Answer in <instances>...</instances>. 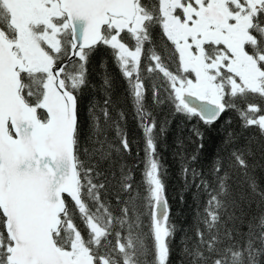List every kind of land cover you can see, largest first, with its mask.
<instances>
[{
	"label": "snow or ice",
	"instance_id": "obj_1",
	"mask_svg": "<svg viewBox=\"0 0 264 264\" xmlns=\"http://www.w3.org/2000/svg\"><path fill=\"white\" fill-rule=\"evenodd\" d=\"M224 4L228 25L247 34L243 60L205 39L213 0H0V264H173L176 226L159 150L170 120L158 118L161 108L195 121L190 132L199 142L190 158L181 157L178 198L191 191L199 205L201 190L207 197L203 211L197 207L192 248L191 237L181 240L184 258L264 264V191L248 171L259 166L249 163L251 142L229 153L227 169L217 157L211 182L192 166L204 147L200 126L223 121L231 129L229 112L241 132L228 131L226 144L253 128L264 137V0ZM100 50L120 70L142 147L128 138L107 72L102 99L92 95L84 104L97 91L90 63ZM134 144L135 163L127 165ZM228 169H239L261 198L258 215L245 212L254 197L233 195ZM73 174L76 193L57 196ZM55 205L57 220L42 223V209Z\"/></svg>",
	"mask_w": 264,
	"mask_h": 264
},
{
	"label": "trees",
	"instance_id": "obj_2",
	"mask_svg": "<svg viewBox=\"0 0 264 264\" xmlns=\"http://www.w3.org/2000/svg\"><path fill=\"white\" fill-rule=\"evenodd\" d=\"M102 65H104L102 67ZM90 72L92 83L97 86V91L95 93L89 92L85 97L84 104L87 105L89 99L92 95H95L98 99H102V95L98 88L102 84V77L105 72H107L114 82L113 98L119 100V107L122 108L126 114V125L125 129L130 140L139 141L142 147L143 141L141 139L142 133L137 126V122L134 118V105L131 99L128 98L125 92V86L118 66L113 62L112 57L104 50H100L92 59L90 63ZM250 99H252L250 97ZM259 102L258 99H253V103ZM158 118L163 119L168 117L170 123L167 127V131L160 141V153L161 159L164 167L167 170V185H168V195L170 198L171 208H172V222L176 226L175 238L172 241L173 247V264H178L179 260L185 259L182 254L183 244L182 239L191 237L187 240L188 246L191 249L192 245L195 243V228L197 226L196 211L197 207L203 211L204 200L207 198L201 190L200 194V204L196 205L193 202V197L191 191L185 194L184 201L181 202L178 198L179 193L183 187V181L180 176V169L182 165L181 157L190 158L195 152L197 144L199 143L194 137L190 129L195 123V121H188L182 115L169 116L168 110L166 108H161L158 110ZM228 116L232 119V126L229 129L223 121H218L214 127L207 128L200 126V131L203 133V144L204 147L198 153L197 160L193 163V167L200 170L204 175H206L209 181H212V177L209 175L210 169L212 168L215 159L221 157L223 160L224 168L227 169L229 162V153L235 148L246 149L251 142V148L254 155L248 158L249 163H256L255 169L249 168V174L255 178L260 191H264V137L259 136L256 129H248L239 135V138L234 140L231 144L225 143V137L228 131L235 130L237 133L241 132L240 120L236 112H229ZM199 126V125H198ZM111 137V133H109ZM135 149L136 145H133V156L125 157V163L127 165H132L135 163ZM140 156L143 157V152H140ZM142 167V166H141ZM231 172L232 179L230 181L232 185V192L234 196L243 191L247 196L253 198V203L249 208L245 204V212L248 218L253 215H258L261 209H264V205H261V209H258L256 202L260 201L259 196H254L248 187L245 177L241 174L239 169H228ZM134 177L136 181L141 180L140 170L136 169L134 171ZM242 184V186H241ZM215 183L212 187L215 188ZM116 210V209H114ZM215 211V209H212ZM222 219L226 217L222 216ZM77 225L79 226V220L77 218ZM229 226H231L229 224ZM71 227V225H69ZM82 227V226H81ZM201 229H204L205 225L203 223L199 224ZM221 231L223 229L221 228ZM207 238V236H206ZM225 243H231L225 240ZM146 244L151 248V241H146ZM222 247V246H218ZM136 250L137 252H142L143 248L140 241L136 240ZM148 260L151 261L152 257L149 256ZM185 264H189L188 260L185 259Z\"/></svg>",
	"mask_w": 264,
	"mask_h": 264
},
{
	"label": "rangeland",
	"instance_id": "obj_3",
	"mask_svg": "<svg viewBox=\"0 0 264 264\" xmlns=\"http://www.w3.org/2000/svg\"><path fill=\"white\" fill-rule=\"evenodd\" d=\"M220 21L217 19L214 20V22L217 23V25L220 27L219 28V34L215 36L216 43H219V41H223L228 48H230L232 51L237 53V57L240 60H243V51L242 47L238 48L240 46V43L242 42L243 38L247 37L246 32L239 27H233V26H228L224 25V19H222V16L219 15ZM226 23V22H225ZM228 29L227 34H225L222 29ZM205 39H208L205 35ZM203 57V50H201V59ZM250 86V85H248ZM238 87V86H237Z\"/></svg>",
	"mask_w": 264,
	"mask_h": 264
},
{
	"label": "flooded vegetation",
	"instance_id": "obj_4",
	"mask_svg": "<svg viewBox=\"0 0 264 264\" xmlns=\"http://www.w3.org/2000/svg\"><path fill=\"white\" fill-rule=\"evenodd\" d=\"M205 11L209 12V17L206 20L204 28H202L201 30L205 32V35H206V37H208V39H213L216 42L215 36L217 34H219V28L220 27L217 25L216 22H214V20L217 19L218 21H220V19H219V15H220V16H222V19H224V22H223L224 25H228L227 19L230 15V12H229L228 8L225 6L224 0H213V7L208 9V10H205ZM208 23L215 24L216 30L215 31H209L207 29ZM246 39H247V37L243 38L242 42L240 43V46L238 47V48L242 47V51H243V46H244V42ZM197 43H200V42L198 41ZM219 43H224V42L219 41Z\"/></svg>",
	"mask_w": 264,
	"mask_h": 264
},
{
	"label": "water",
	"instance_id": "obj_5",
	"mask_svg": "<svg viewBox=\"0 0 264 264\" xmlns=\"http://www.w3.org/2000/svg\"><path fill=\"white\" fill-rule=\"evenodd\" d=\"M62 190H67L70 192L76 193V179L74 174L70 176V178L65 182V184L61 185V188L57 191L56 195L59 196V192ZM60 205H55L52 207H44L40 214V220L44 224H51L57 220V211L59 210Z\"/></svg>",
	"mask_w": 264,
	"mask_h": 264
}]
</instances>
